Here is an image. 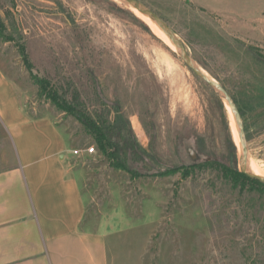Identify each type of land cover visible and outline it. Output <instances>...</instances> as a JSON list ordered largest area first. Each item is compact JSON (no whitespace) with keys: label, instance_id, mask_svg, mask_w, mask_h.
Listing matches in <instances>:
<instances>
[{"label":"rangeland","instance_id":"rangeland-1","mask_svg":"<svg viewBox=\"0 0 264 264\" xmlns=\"http://www.w3.org/2000/svg\"><path fill=\"white\" fill-rule=\"evenodd\" d=\"M137 1L237 102L248 161L263 169L264 0ZM106 2L0 0V16L7 12L8 31L16 39L21 34L34 72L52 84H71L86 105L99 104L96 94L118 103L148 153L132 165L139 177L111 167L74 118L38 95L16 44L0 40V72L17 88L24 110L50 118L69 151L96 150L70 154L86 204L83 229L107 234L111 264H264L263 194L233 188L208 168L152 176L209 159L239 169L242 158L219 95L143 20ZM0 140L3 170L15 160L1 132Z\"/></svg>","mask_w":264,"mask_h":264},{"label":"crops","instance_id":"crops-1","mask_svg":"<svg viewBox=\"0 0 264 264\" xmlns=\"http://www.w3.org/2000/svg\"><path fill=\"white\" fill-rule=\"evenodd\" d=\"M0 132L15 160L0 170V264H111L107 234L83 229L86 204L63 135L24 110L1 72Z\"/></svg>","mask_w":264,"mask_h":264},{"label":"trees","instance_id":"trees-1","mask_svg":"<svg viewBox=\"0 0 264 264\" xmlns=\"http://www.w3.org/2000/svg\"><path fill=\"white\" fill-rule=\"evenodd\" d=\"M101 1H108L106 3H108L114 11L123 13L127 18L144 24L129 10L117 7L112 0ZM4 17L3 19L0 16V40L5 42L13 41L16 44L22 63L38 89V95L49 101L56 110L74 118L91 136L97 151L108 158L111 167L122 170L132 177H139V174L136 172L135 168H132V165L141 163L145 157L148 156V153H146L138 143L132 132L130 123L120 110L118 103L105 101L101 98V95L96 94L99 104L86 105L81 99L77 89L71 86V84L67 83L66 85L64 81L52 84V81L48 77L38 76L34 72L33 65L29 61L26 46L21 38V34H19L16 39L8 31V25L5 21L9 20L7 12ZM231 99L242 118L243 111L237 106V102L232 97ZM229 144L234 152L232 156L235 158L236 148L231 140H229ZM196 168L213 169L219 172L221 177L233 188L243 190L249 187L264 195L263 183L255 179H250L241 173L235 166L227 165L213 159L197 162L192 161L188 166H181L161 173H154L152 176H167L178 172H180L182 176H187L189 169Z\"/></svg>","mask_w":264,"mask_h":264},{"label":"water","instance_id":"water-1","mask_svg":"<svg viewBox=\"0 0 264 264\" xmlns=\"http://www.w3.org/2000/svg\"><path fill=\"white\" fill-rule=\"evenodd\" d=\"M114 1H117L120 4L124 5L128 10H130V8L136 9L145 16H147L148 18H150L152 21H154L170 39V41L172 42V44L176 49V52L181 57L183 63L188 68V70L197 78H199L209 88H211L215 93H217L219 97L222 99V101H224L229 106L234 116L235 124L238 130L239 141H240L239 147H240V154L242 160L240 161L239 164V171L244 175H246L247 177H249L250 179H255L264 184V178L252 174L247 168L248 150H247L246 138L244 135V129L242 126L241 117L227 91L222 86L216 84L205 72H203L194 63L183 43L178 39V37L174 34L171 28L156 13H154L152 10H150L148 7H146L144 4L140 3L137 0H114ZM189 154L194 160L193 153L190 152Z\"/></svg>","mask_w":264,"mask_h":264},{"label":"bare ground","instance_id":"bare-ground-1","mask_svg":"<svg viewBox=\"0 0 264 264\" xmlns=\"http://www.w3.org/2000/svg\"><path fill=\"white\" fill-rule=\"evenodd\" d=\"M130 10L134 13V15L136 17H138L141 20H143L150 27V29L153 31L154 34H156L162 40H164L171 51H173V52L176 51V49H175L174 45L172 44V42L170 41V39L167 37V35L159 28V26L154 21H152L150 18H148L147 16H145L140 11H138V10H136L134 8H130ZM225 106H226V108L228 110V113H229V117H230V121H231L230 122L231 123L230 127L232 128L234 141H235V144L238 146L239 151H240V147H239L240 146V141H239L238 130H237V127H236V124H235L234 116H233V113L230 110L229 106L226 103H225ZM247 168L252 174L264 178V168L263 169L260 168L259 166H257L251 160L247 161Z\"/></svg>","mask_w":264,"mask_h":264},{"label":"built area","instance_id":"built-area-1","mask_svg":"<svg viewBox=\"0 0 264 264\" xmlns=\"http://www.w3.org/2000/svg\"><path fill=\"white\" fill-rule=\"evenodd\" d=\"M95 149L93 146H90V147H85L83 149H79V150H72L71 151V154L75 157H80V156H83V155H92V154H95Z\"/></svg>","mask_w":264,"mask_h":264}]
</instances>
